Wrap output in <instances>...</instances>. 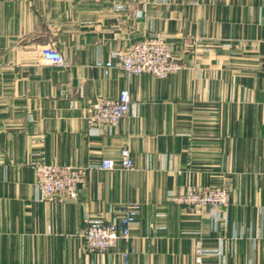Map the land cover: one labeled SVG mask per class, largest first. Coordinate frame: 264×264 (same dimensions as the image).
Returning a JSON list of instances; mask_svg holds the SVG:
<instances>
[{"label":"crops","instance_id":"obj_1","mask_svg":"<svg viewBox=\"0 0 264 264\" xmlns=\"http://www.w3.org/2000/svg\"><path fill=\"white\" fill-rule=\"evenodd\" d=\"M156 34L185 65L167 79L96 67ZM55 47L65 67L44 63ZM132 96L117 130L92 105ZM129 148L135 171L119 167ZM99 166L78 199L37 200L33 155ZM188 187L230 192L211 208L171 201ZM139 203L131 240L88 253V222ZM264 264V0H0V264Z\"/></svg>","mask_w":264,"mask_h":264},{"label":"built area","instance_id":"obj_2","mask_svg":"<svg viewBox=\"0 0 264 264\" xmlns=\"http://www.w3.org/2000/svg\"><path fill=\"white\" fill-rule=\"evenodd\" d=\"M42 59L49 65L66 66L63 57L52 46L43 50ZM96 67L106 76H109L112 71H119L129 77L151 75L162 80L184 69L183 65L176 60L165 39L156 34L135 43L126 53L115 55L111 61L97 62ZM131 109L132 96L129 90L122 91L117 100L99 99L92 105L88 119L91 133L96 134L102 126L117 130L120 122L130 115ZM30 163L35 172V189L37 200L40 202L76 200L91 171L99 169L112 172L117 167L116 163L110 159L103 160L99 166H58L45 162L41 154L33 155ZM119 167L123 171H135V162L129 148L121 151ZM171 201L184 207L211 208L217 225L222 218L216 211L217 209L228 210L230 192L224 188L201 190L188 187L184 193L172 196ZM141 211V204L127 203L115 210V216L111 220L99 218L89 221L84 234L86 251L105 256L115 251L120 241L128 244L131 240L132 227L137 222ZM133 253L134 250L130 248L122 251L120 253L122 264H133L131 261ZM211 255L212 253L205 249L203 241H197L196 263L202 264L204 259Z\"/></svg>","mask_w":264,"mask_h":264},{"label":"rangeland","instance_id":"obj_3","mask_svg":"<svg viewBox=\"0 0 264 264\" xmlns=\"http://www.w3.org/2000/svg\"><path fill=\"white\" fill-rule=\"evenodd\" d=\"M166 41V40H165ZM166 43H168L167 41H166ZM169 45V44H168ZM170 46V45H169ZM172 49V48H171ZM173 52V51H172ZM182 65V64H181ZM183 67L185 68V65H183ZM153 77V76H152ZM193 188V187H192ZM221 188H224V189H226V190H228L227 188H225V187H219V188H213V189H221ZM196 189V188H195ZM229 191V190H228ZM203 264V263H202Z\"/></svg>","mask_w":264,"mask_h":264}]
</instances>
